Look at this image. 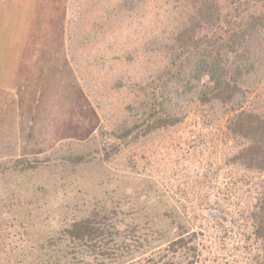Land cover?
Segmentation results:
<instances>
[{
	"label": "rangeland",
	"instance_id": "rangeland-1",
	"mask_svg": "<svg viewBox=\"0 0 264 264\" xmlns=\"http://www.w3.org/2000/svg\"><path fill=\"white\" fill-rule=\"evenodd\" d=\"M189 1L13 0L4 16L0 7V34L15 35L13 17L25 24L20 34L28 26L11 100H0L1 216L8 220L15 209L47 230L60 225L48 212L59 196L66 211L77 200L95 201V212L102 205L127 235L128 256L104 264H153L155 256L167 263L176 259L177 239L195 250L184 264L261 263L250 213L264 170L240 163L244 140L227 128L232 113L201 100L206 75L193 79L184 63L179 77L191 87L173 77L168 52ZM254 10L264 14V0H254ZM252 37L261 44L260 63L244 77L241 109L262 113L264 24ZM149 97L157 122L116 137L125 119L140 124ZM68 153L80 163L58 160ZM21 158L43 164L23 174L12 167ZM30 193L48 208L28 212ZM43 258L38 252L29 261Z\"/></svg>",
	"mask_w": 264,
	"mask_h": 264
},
{
	"label": "trees",
	"instance_id": "trees-1",
	"mask_svg": "<svg viewBox=\"0 0 264 264\" xmlns=\"http://www.w3.org/2000/svg\"><path fill=\"white\" fill-rule=\"evenodd\" d=\"M224 7H227L225 12L221 10ZM189 9L179 19V25H175L177 32L172 36L174 45L168 52L169 60L177 69L173 73L175 83L182 85L185 81V85L190 86L185 75L184 78L179 77L184 63L191 64L193 79L206 75L204 91L199 93L201 100H215L232 113L227 128L235 137L244 140L240 163L264 170V112L241 109L246 96L244 77L258 68L260 63L261 44L252 37V33L264 24L263 11L254 10V0H190ZM149 98V104H143L144 108L141 109L140 124L131 126L125 123V119L113 130L116 137L124 140L136 128H142L144 123L147 126L157 122V118L153 119L158 108ZM76 156L73 153L61 154L58 160L64 164L68 161L80 163ZM42 164L43 161L38 158L31 161L21 158L11 166L27 174ZM29 197L25 205L32 213L43 203H39L32 193ZM64 200L62 196L56 198V206L48 211L53 221L58 220L60 225L57 229L47 224L49 229L41 230L33 218L15 209L7 211L11 213L8 220L0 215V264L3 258L9 261L2 264H31L30 258L38 252L44 256L41 264H60L58 261L62 258H65L64 264H104L103 259L128 256L124 246L127 235L118 232L116 223L110 221L106 211H100L102 203L99 202L101 209L95 212V201L80 199L73 204V210L66 211L67 203L66 206L61 204ZM255 203L259 205L250 213L251 233L256 237L255 243H259L260 264H264V190H260ZM43 206L48 208V203ZM45 238L46 243H43ZM177 240L172 242L175 260L168 258L166 263L165 257L155 256L150 259L152 263L184 264L187 255L193 257L195 250L187 246L184 240ZM186 264H192V259Z\"/></svg>",
	"mask_w": 264,
	"mask_h": 264
},
{
	"label": "crops",
	"instance_id": "crops-1",
	"mask_svg": "<svg viewBox=\"0 0 264 264\" xmlns=\"http://www.w3.org/2000/svg\"><path fill=\"white\" fill-rule=\"evenodd\" d=\"M12 2L13 0H0V7L3 6L4 9H7L4 14L0 13L1 16H4L8 12V7ZM13 19V27L16 29L15 35L13 34L9 37L7 32L0 34V100L5 98L11 100L12 93L8 88L13 87L19 78L24 61L21 54L25 47V42L27 43L28 41L26 38L28 26L26 31L20 34V25L25 24H21L17 17H13ZM8 26L9 24H7L6 30ZM18 35L20 36L19 38Z\"/></svg>",
	"mask_w": 264,
	"mask_h": 264
}]
</instances>
